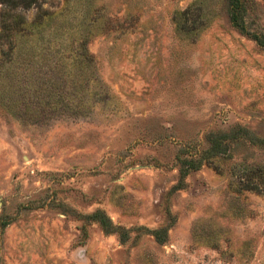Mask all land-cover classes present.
Here are the masks:
<instances>
[{
  "label": "rangeland",
  "instance_id": "rangeland-1",
  "mask_svg": "<svg viewBox=\"0 0 264 264\" xmlns=\"http://www.w3.org/2000/svg\"><path fill=\"white\" fill-rule=\"evenodd\" d=\"M235 2L15 10L33 32L0 55V264H264V46ZM237 5L264 33V0ZM56 59L82 74L54 93Z\"/></svg>",
  "mask_w": 264,
  "mask_h": 264
},
{
  "label": "trees",
  "instance_id": "trees-1",
  "mask_svg": "<svg viewBox=\"0 0 264 264\" xmlns=\"http://www.w3.org/2000/svg\"><path fill=\"white\" fill-rule=\"evenodd\" d=\"M9 5L5 8H3L0 16V55L2 57H5L8 59H11V56L14 55L15 52H19L20 49L23 48V41L22 38L25 36H30L32 35V30H31V25L26 23L25 17L24 16H19V14L15 13V10L21 9V8H26L30 6L31 4L37 2V0H8ZM237 5V0L235 2V5L231 8V13L230 16L232 18V21L237 25L243 32L246 34L250 35L253 39L257 41L260 45L264 46V33L257 32V31H250L247 29L244 21L242 20V13L241 11L236 7ZM244 10V9H243ZM53 30L49 31L48 35H44L42 31L38 32L39 36L38 41H40L43 46L42 48L49 47L50 42L54 41L56 34H54ZM40 38V39H39ZM41 46H30L32 49H35L37 47ZM62 46H59L55 49V51H59ZM86 57V56H85ZM55 65L53 69H57L59 74L58 75H53L49 79V87L51 90L49 92H54V88L58 87V85L61 88H67L72 86L81 76L80 73H72L70 76V70H65L63 67L65 65H61L60 60L56 59L55 60ZM9 66L12 63H6ZM4 66V64H2ZM61 71H63L61 73ZM57 73V72H56ZM63 73L65 75L63 76ZM6 77V75H5ZM13 77L9 76V79H12ZM7 92L8 94H11L9 88L6 89L5 86H0V97L2 94ZM55 93V92H54ZM66 94V93H65ZM189 162L192 163V160H189ZM189 163V164H191Z\"/></svg>",
  "mask_w": 264,
  "mask_h": 264
},
{
  "label": "clouds",
  "instance_id": "clouds-1",
  "mask_svg": "<svg viewBox=\"0 0 264 264\" xmlns=\"http://www.w3.org/2000/svg\"><path fill=\"white\" fill-rule=\"evenodd\" d=\"M0 7H2V6H0Z\"/></svg>",
  "mask_w": 264,
  "mask_h": 264
}]
</instances>
